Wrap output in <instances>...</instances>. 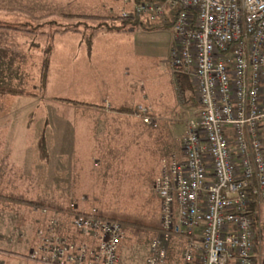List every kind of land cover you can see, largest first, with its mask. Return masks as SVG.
<instances>
[{"label": "built area", "instance_id": "2783aa9c", "mask_svg": "<svg viewBox=\"0 0 264 264\" xmlns=\"http://www.w3.org/2000/svg\"><path fill=\"white\" fill-rule=\"evenodd\" d=\"M116 1L134 6L123 18L171 23L170 73L190 76L200 105L179 140L181 155L163 160L154 179L160 230L144 264H256L253 219L264 199V0ZM135 112L144 125L157 123L149 108ZM74 213L80 239L41 232L29 258L121 264L122 225L95 211Z\"/></svg>", "mask_w": 264, "mask_h": 264}, {"label": "rangeland", "instance_id": "374dc122", "mask_svg": "<svg viewBox=\"0 0 264 264\" xmlns=\"http://www.w3.org/2000/svg\"><path fill=\"white\" fill-rule=\"evenodd\" d=\"M99 3L100 0H95V3L92 0H36L34 13L37 19L35 24H30V27H27L26 22L16 20L14 26L33 31V34L39 39L38 41H42L37 43V48H40V53L44 59L43 51L49 43L53 45V38L57 33L80 32L81 35L78 36V39L82 40L81 43H85V36L92 34L93 30H97L95 27L101 25H105L102 27L103 29L109 26L122 27L121 5L116 2L111 13L105 15L106 10L101 9ZM12 7L23 9L24 5ZM2 14L0 11V29H5L7 26L13 27L6 23H13L12 21H3ZM4 14L8 15L6 10ZM125 30L124 33H97L94 35V43L109 44L114 47L123 46L122 50L117 49L115 52L114 48L108 54L123 57L126 61L124 66L130 67L133 73L141 69L139 70L141 77L161 76L162 71L167 68L166 61L173 42L174 34L171 28L147 29L140 26L135 29L125 25ZM21 32H23L22 29ZM75 39L77 41V38ZM5 71L8 70L5 69ZM35 71L38 73V67L35 68ZM37 79L40 80V74ZM161 79L164 84V95L167 96L169 93V105L173 107L165 114H161L159 117L158 115L155 116L157 123L152 126L144 125L137 118L136 109L129 111V120L126 119L117 123L130 128L120 133V136L118 135L117 140L114 141L116 143L113 142L115 138H112L110 131L108 132L109 136L107 135V125L112 123L111 119L92 116L90 112H83L85 105L82 104L61 101L60 98H58L59 100L56 98L49 99L54 111L51 120L52 136L44 137L42 133L37 131V140L46 141L53 146L52 154L56 161L69 163L68 174L78 179L77 185H75V180H72L74 184L70 186L72 188L81 186L84 188L85 194L77 197L69 195L67 191L70 186L62 187V180L58 178L59 173H62L63 170L58 164L54 165L52 185L47 186L46 182L40 180L32 181L36 193L30 199L36 205L32 206L34 210L25 209L27 214L20 213L21 216L14 217V230L23 231V233L28 232L30 226L26 222H28V218H33L35 210L47 208V211L52 213L71 214L72 218L75 211L80 212V208L86 209L85 211L88 212L95 211L103 218L106 217L119 222L125 231V235H127L126 244L124 243V249L121 251L123 252L121 253V264H144L148 245L160 230V227L158 228L160 226L159 205L153 186L157 176V164L162 159H169L170 155L177 157L181 155L180 152L178 153L180 149L179 140L188 121L198 113L200 108L194 82L192 84L195 91H186L180 96L170 78L161 76ZM38 83L39 86L35 91L36 97L44 100L45 91H40V82ZM148 84L152 86V83L148 82ZM66 88L68 89V87ZM93 88L94 83H91L88 90L85 89L86 93H84L85 90L77 88L78 100L91 103L95 98ZM75 89L74 86L70 87L68 89L69 94L75 95L76 93H73ZM151 90L150 99L155 102L156 89L151 87ZM63 109H69L68 117L61 116L60 112ZM66 118L74 126L76 119L79 121L80 127L77 126V130L72 134L68 131ZM61 121H63L62 127ZM98 122L106 125V133L101 131L96 133L93 124ZM97 134L102 135V137L104 135L107 140L98 141L99 146L96 147L95 145L93 148L91 138L92 136L95 138ZM71 136L75 137L74 142L77 143L76 147L73 144L74 148L65 146L67 142H72ZM111 138L112 141L109 140ZM93 141L95 140L93 139ZM64 150L68 152L66 155ZM73 160L80 165L77 171H75L76 165ZM3 198L10 200V197ZM259 214L263 231L260 234L257 231L255 252L257 251V264H264V199L260 204ZM6 217L5 221L7 220ZM76 237L80 239L77 234ZM40 242H37V248Z\"/></svg>", "mask_w": 264, "mask_h": 264}, {"label": "crops", "instance_id": "0c3cea01", "mask_svg": "<svg viewBox=\"0 0 264 264\" xmlns=\"http://www.w3.org/2000/svg\"><path fill=\"white\" fill-rule=\"evenodd\" d=\"M92 2L95 3V0H92ZM116 2L121 5V11H132L134 7L133 4H125L116 0H100L99 4L101 9L106 10L105 15H108L115 8ZM134 2L136 1L134 0ZM35 4L36 0H0L3 21L13 22H6L13 27L7 26L5 29H0V264H41L29 258V253L34 251L37 248V242L41 241V232L45 235L53 232L69 241H78V237H76L72 228L71 214L52 213L47 211V208L35 210L33 218H28V222H26L30 226L28 232L23 233V231L14 230V217L21 216L20 213L27 214L25 209L34 210V208L32 209L34 205L29 203H33L30 197L36 193L32 181L40 180L46 182L47 186L52 185V179L54 178L53 166L58 164L63 170L58 176L59 180H62V187L74 184L72 180H75V185L78 182L77 177L68 174L69 163H61L58 160L57 162L53 157V146L46 143V141L37 140V131L42 133L44 137L52 136L51 120L54 111L49 99L78 100L77 88L84 91L87 87H90L91 83H94L95 98L91 103L85 102L91 106H85L83 112H90L92 116L111 119L112 123L107 125V135L109 136L108 132L110 131L112 133L110 135L115 140L112 138L109 140L114 142L120 133L130 128L117 123L122 120H129V111L144 106L149 108L153 116L157 117L158 115L159 117L173 107L169 105V93L167 96L164 95V84L161 81V76L170 78L175 90H178L175 79L170 73L169 57L166 61L167 68L162 71L161 76L141 77L139 73L141 69L133 73L130 67L124 66L126 61L123 57L108 54L114 48L115 52L117 49L122 50L123 46L114 47L109 44L94 43V35L97 33H116V31H107L101 28L93 30L90 47H87L85 43H81L82 40L78 39V36L81 35L80 32H60L54 35L53 51L45 89L46 97L44 100L37 98L35 94L39 86L37 78L43 61L37 43L42 41H38L39 39L33 34L32 30L14 26L16 20L26 22L27 27H30V24H35L34 22L37 19L34 13ZM14 5H24V7L23 9L12 7ZM95 9L97 10V7ZM5 10L9 16L4 14ZM138 27L140 26H129V28L135 29ZM141 27L144 28L145 26L141 25ZM159 27L171 28L174 34L171 23H157L152 28H146L155 29ZM21 29L23 32H21ZM125 31L121 32L124 33ZM75 38H77V41ZM37 67L39 69L38 73L35 71ZM5 69L10 70V73L8 71L7 73ZM148 82L152 83V86ZM72 86L76 88L73 91V93H76L75 95L69 94L68 89ZM151 87L156 89L155 102L150 99L152 95ZM86 90L84 93H86ZM68 112L69 109H63L60 114L65 118L69 116ZM62 124L63 121H61V127ZM75 124L74 126L66 118V125L71 134L77 130V126L80 127L78 119H76ZM105 126V124L99 122L93 124L96 133L98 131L105 132ZM71 139L72 142H67L65 145L68 148H74L73 144H75V147L77 146V143L74 142L75 137L71 136ZM103 139L107 140L104 135L102 137V135L97 134L95 138L92 136L91 145L93 148L95 145L98 147V141ZM66 153L68 152L65 151L64 154L66 155ZM53 161H56V163H53ZM162 161L157 164L156 175L160 172ZM71 163L72 161L70 165ZM61 164L63 165L61 166ZM75 165V171H77L80 165L77 162H75ZM67 192H69V195L76 197L85 194L84 188L81 186L76 188L70 186ZM1 197H10V200ZM157 201L160 205L158 198ZM76 206L78 207L77 204ZM85 210L79 209L80 212H88ZM5 216H7L6 221ZM258 220L261 222L260 214ZM65 228H68V231ZM126 236L120 247V253H123L121 251L124 249ZM148 254L149 251H147V256Z\"/></svg>", "mask_w": 264, "mask_h": 264}, {"label": "trees", "instance_id": "16d2710c", "mask_svg": "<svg viewBox=\"0 0 264 264\" xmlns=\"http://www.w3.org/2000/svg\"><path fill=\"white\" fill-rule=\"evenodd\" d=\"M135 1H136V3H138L141 0H135ZM120 19H121V22H122V25H121L122 27L109 26L105 30L121 32V31H123L121 29L125 30V25H129L130 27H137V26H141V25H143V26H145L147 28H152L153 27L152 24L144 21L142 19V17H138V16L130 17V18L120 17ZM102 27H105V25H103V26L101 25L99 27H95V29H100ZM118 28H121V29H118ZM92 38H93L92 34H90L88 36H85L84 41H85V44L87 45V47L91 46ZM52 51H53V45L51 43H49V45H47L46 48L43 51L44 59H43V62H42V68H41L40 80H39V82H40V91H45V89H46L47 77H48V72H49V67H50V59H51ZM174 79H175V83L177 85V88H178L180 96H182L186 91L187 92H193L194 86L192 84V80H191L190 76L180 72V73H177V74L174 75ZM56 99L59 100L58 98H56ZM60 100L61 101H65V102H69V103H75V104H82V105H85V106H91V105H88L87 103H85L84 101H80V100L77 101V100L62 99V98H60ZM29 203L32 204V205H36L35 203H31V202H29ZM251 211L255 212V211H257V209L255 207H252ZM253 221H254L255 228L257 227L258 231H259V225H258L259 221H258L257 217H254ZM256 256H257V251H256ZM256 264H257V262H256Z\"/></svg>", "mask_w": 264, "mask_h": 264}, {"label": "flooded vegetation", "instance_id": "af4514ba", "mask_svg": "<svg viewBox=\"0 0 264 264\" xmlns=\"http://www.w3.org/2000/svg\"><path fill=\"white\" fill-rule=\"evenodd\" d=\"M258 225H259V234H260V232H262V231H263V229H262V228H263V226L260 224V222H259V224H258Z\"/></svg>", "mask_w": 264, "mask_h": 264}]
</instances>
